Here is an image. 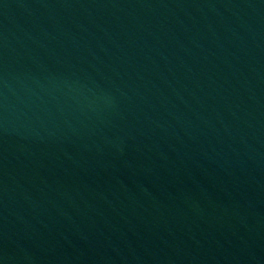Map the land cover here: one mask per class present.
Instances as JSON below:
<instances>
[{"label":"water","instance_id":"water-1","mask_svg":"<svg viewBox=\"0 0 264 264\" xmlns=\"http://www.w3.org/2000/svg\"><path fill=\"white\" fill-rule=\"evenodd\" d=\"M0 264H264V0H0Z\"/></svg>","mask_w":264,"mask_h":264}]
</instances>
